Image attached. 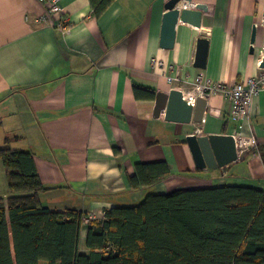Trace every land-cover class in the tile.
I'll return each mask as SVG.
<instances>
[{"label":"crops","instance_id":"obj_1","mask_svg":"<svg viewBox=\"0 0 264 264\" xmlns=\"http://www.w3.org/2000/svg\"><path fill=\"white\" fill-rule=\"evenodd\" d=\"M169 1L118 0L96 18L90 0H62L61 16L48 14L40 0H0V148L34 155L49 189L40 198L52 211L102 218L105 209L137 205L149 194L230 183L264 190V94L245 122L231 116L233 103L223 92L209 99L203 124L168 122L155 110L158 92L187 95L198 77L231 87L260 74L264 0H192L179 9L200 11L201 25L180 19L174 48L165 49ZM63 17L72 24L66 34L57 23ZM200 38L209 42L204 69L195 66ZM174 67L180 79L172 84ZM242 130L257 138V150L223 172L198 170L188 136ZM159 162L173 175L132 190L137 165ZM5 173L0 161V197L8 195ZM88 231L84 224V254Z\"/></svg>","mask_w":264,"mask_h":264},{"label":"trees","instance_id":"obj_2","mask_svg":"<svg viewBox=\"0 0 264 264\" xmlns=\"http://www.w3.org/2000/svg\"><path fill=\"white\" fill-rule=\"evenodd\" d=\"M117 1L90 0L94 16ZM259 153L264 163V146ZM0 161L8 178V195L0 197V264H264L263 189H182L105 209L88 223L90 252L84 254L87 214L44 206L40 195L49 189L34 155L4 147ZM137 172L132 190L173 175L167 162L138 164Z\"/></svg>","mask_w":264,"mask_h":264},{"label":"water","instance_id":"obj_3","mask_svg":"<svg viewBox=\"0 0 264 264\" xmlns=\"http://www.w3.org/2000/svg\"><path fill=\"white\" fill-rule=\"evenodd\" d=\"M192 0H170L164 15L161 46L165 49H173L176 41V26L178 21L189 22L200 26L202 13L200 11L184 9L180 11L182 4L190 5ZM256 39V29L252 37V45ZM252 48V52H253ZM209 42L205 38L198 40L195 66L206 68L208 62ZM208 100L199 97L193 106L183 98L182 92L174 89L169 95L162 92L156 94L155 110L158 113L165 112L166 121L181 124H203L208 111ZM187 143L191 149L198 170H220L238 162L237 146L235 139L229 134L200 135L194 133L187 137ZM243 160V159H242Z\"/></svg>","mask_w":264,"mask_h":264},{"label":"built area","instance_id":"obj_4","mask_svg":"<svg viewBox=\"0 0 264 264\" xmlns=\"http://www.w3.org/2000/svg\"><path fill=\"white\" fill-rule=\"evenodd\" d=\"M47 6L48 14L52 16L63 13L61 6L62 0H40ZM58 23L60 30L66 34L69 33L72 24L70 21L63 17ZM175 76L168 77V82L176 83L179 81L177 67H174ZM260 74L256 77L243 79L237 82L235 85L229 87L223 83H215L211 79H205L204 77H198L193 86V89L184 95V99L193 106L196 105V101L199 97H204L208 101L212 95L219 92L225 93L233 103V109L231 110V116L238 121H247L250 118V110L256 97L264 94V68L261 67ZM242 128V126L240 127ZM237 146V154L239 161H241L247 153L258 149L257 138L254 135H247L241 132L232 134Z\"/></svg>","mask_w":264,"mask_h":264},{"label":"rangeland","instance_id":"obj_5","mask_svg":"<svg viewBox=\"0 0 264 264\" xmlns=\"http://www.w3.org/2000/svg\"><path fill=\"white\" fill-rule=\"evenodd\" d=\"M182 5H185V4H182ZM181 5V6H182ZM179 82V81H178ZM170 83V82H169ZM177 83V82H176ZM174 84V83H173ZM184 97V95H183ZM209 102V101H208ZM233 134V133H232ZM232 134H229V135H232ZM4 176L6 177V173L4 174ZM232 184H234V186L236 185V183H230L229 186H231ZM47 201H44L43 203H46ZM86 215V217L84 218V224L88 225L89 221H92L93 219H98L97 215L94 213V214H91V213H86L84 212Z\"/></svg>","mask_w":264,"mask_h":264}]
</instances>
